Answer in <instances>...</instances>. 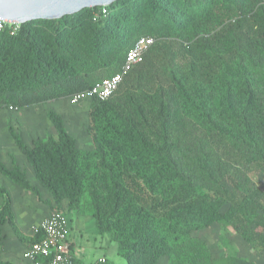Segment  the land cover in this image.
<instances>
[{
  "label": "trees",
  "instance_id": "16d2710c",
  "mask_svg": "<svg viewBox=\"0 0 264 264\" xmlns=\"http://www.w3.org/2000/svg\"><path fill=\"white\" fill-rule=\"evenodd\" d=\"M101 10L0 29V106L13 111L90 91L139 37L154 39L108 99L90 97L92 149L78 148L52 109L56 137L30 146L7 121L37 183L55 209L79 211L86 197L96 233L126 264H214L194 236L213 225L264 252V0H117ZM9 159L0 174L46 203ZM0 199V225L28 248L37 238L16 227L3 186Z\"/></svg>",
  "mask_w": 264,
  "mask_h": 264
},
{
  "label": "rangeland",
  "instance_id": "374dc122",
  "mask_svg": "<svg viewBox=\"0 0 264 264\" xmlns=\"http://www.w3.org/2000/svg\"><path fill=\"white\" fill-rule=\"evenodd\" d=\"M89 108L90 98L75 105L65 99L18 111H10L0 106V145L7 140H10L14 145L7 132V121H11L13 127L19 130L22 138L27 141L47 136L56 137L51 123L45 117V112L52 109L63 117L66 130L75 138L76 146L80 149L90 150L92 144L86 133ZM0 153L3 154L1 150ZM0 159L4 163L3 155L0 156ZM6 161L9 162L8 159ZM10 195L13 199L17 198L15 192H10ZM79 208V211L72 212H68L64 208L59 210L67 213L72 236L77 237L76 241L79 240L77 244L83 249L84 261L89 263L95 259H101L104 264H126L125 260L117 255L115 243L108 236H99L96 233L94 219L89 212L86 197L81 200ZM226 209L227 206L223 207L221 211L224 212ZM194 236L206 244L214 264H242V262L264 264V252L245 242L239 234L230 228L213 225L194 233ZM159 264H166V260H161Z\"/></svg>",
  "mask_w": 264,
  "mask_h": 264
},
{
  "label": "built area",
  "instance_id": "2783aa9c",
  "mask_svg": "<svg viewBox=\"0 0 264 264\" xmlns=\"http://www.w3.org/2000/svg\"><path fill=\"white\" fill-rule=\"evenodd\" d=\"M97 15L99 12L93 13L94 18ZM100 15H105L104 7L100 11ZM3 23L8 22L0 20V29ZM9 24L12 34L19 24ZM153 43L154 39L151 37H139L126 52L124 61L116 74L95 84L88 92L73 95L68 99L70 104L75 105L91 96H95L101 101L108 99L118 89L129 71L143 61L144 55ZM9 110L13 111L11 108ZM69 226L66 212L55 208L51 209L44 219L30 226V237L37 238V240L22 252V259L32 264H84L73 251L69 238ZM92 264H104V261L98 259Z\"/></svg>",
  "mask_w": 264,
  "mask_h": 264
},
{
  "label": "crops",
  "instance_id": "0c3cea01",
  "mask_svg": "<svg viewBox=\"0 0 264 264\" xmlns=\"http://www.w3.org/2000/svg\"><path fill=\"white\" fill-rule=\"evenodd\" d=\"M33 140H28V141L24 140V141L26 145L30 146ZM0 150L3 152V154L0 153V156L2 157L3 155V157H5L4 165L7 168H10L11 165H10L9 157L11 155L14 156L21 169L25 172L29 184L38 189L41 200L46 202V203L38 202V200L32 195L31 192L23 190L20 187L14 185L6 177L0 174V186H3L9 192V194L10 192H15L17 196V198L15 199L11 197L14 223L23 235L30 237L29 234L30 226L33 224H37L42 219H44L48 215L50 210L54 208L55 203L52 199V196L37 183L34 176V172L32 171L31 167L25 160L24 156L18 151L16 146L12 145L10 140L9 141L7 140L5 141L4 144H1ZM7 159L9 162L6 161ZM1 203L2 201L0 199V206ZM61 208L67 209L66 201L61 202ZM69 227H70L69 238L72 243V248L75 255L80 259V261L83 262L84 264H92L96 260H98L95 259L89 263L84 261L83 249H81V246L77 244L79 243V240L76 241L77 237L72 236L71 226ZM26 248L27 247L16 237V235L14 234L13 230L11 229L8 223L0 225V262L1 263L32 264L28 261L23 260L21 257L22 252Z\"/></svg>",
  "mask_w": 264,
  "mask_h": 264
},
{
  "label": "water",
  "instance_id": "95a60500",
  "mask_svg": "<svg viewBox=\"0 0 264 264\" xmlns=\"http://www.w3.org/2000/svg\"><path fill=\"white\" fill-rule=\"evenodd\" d=\"M117 0H0V20L19 25L58 20L84 9L103 8Z\"/></svg>",
  "mask_w": 264,
  "mask_h": 264
}]
</instances>
